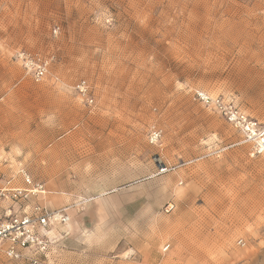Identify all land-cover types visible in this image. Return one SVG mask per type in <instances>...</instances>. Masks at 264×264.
<instances>
[{"label": "rangeland", "instance_id": "1", "mask_svg": "<svg viewBox=\"0 0 264 264\" xmlns=\"http://www.w3.org/2000/svg\"><path fill=\"white\" fill-rule=\"evenodd\" d=\"M200 92L264 122V0H0V184L71 211L44 264H264V155Z\"/></svg>", "mask_w": 264, "mask_h": 264}, {"label": "built area", "instance_id": "2", "mask_svg": "<svg viewBox=\"0 0 264 264\" xmlns=\"http://www.w3.org/2000/svg\"><path fill=\"white\" fill-rule=\"evenodd\" d=\"M17 60L35 82L48 76L50 58L25 51L18 53ZM74 89L89 107L95 104L86 80L79 81ZM198 98L219 112L253 155H264V122L249 115L233 99L212 97L205 92H200ZM152 132L156 138L159 131ZM21 177L22 185H14L10 180L0 184V251L9 264H44L60 235L58 229L71 223L70 207L50 208L43 203L45 185L25 170Z\"/></svg>", "mask_w": 264, "mask_h": 264}, {"label": "bare ground", "instance_id": "3", "mask_svg": "<svg viewBox=\"0 0 264 264\" xmlns=\"http://www.w3.org/2000/svg\"><path fill=\"white\" fill-rule=\"evenodd\" d=\"M68 226L72 227L71 223H69L66 227H68ZM66 227H65V228H66Z\"/></svg>", "mask_w": 264, "mask_h": 264}, {"label": "crops", "instance_id": "4", "mask_svg": "<svg viewBox=\"0 0 264 264\" xmlns=\"http://www.w3.org/2000/svg\"><path fill=\"white\" fill-rule=\"evenodd\" d=\"M71 212V211H70ZM68 229V227H66Z\"/></svg>", "mask_w": 264, "mask_h": 264}]
</instances>
